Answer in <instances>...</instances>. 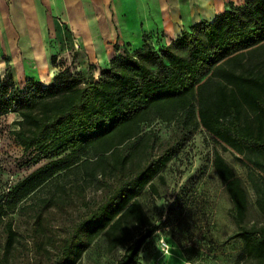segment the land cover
Wrapping results in <instances>:
<instances>
[{"label": "trees", "instance_id": "1", "mask_svg": "<svg viewBox=\"0 0 264 264\" xmlns=\"http://www.w3.org/2000/svg\"><path fill=\"white\" fill-rule=\"evenodd\" d=\"M154 45L149 35L133 50L128 42L115 44L120 51L98 77L73 72L53 55L60 70L49 85L30 80L20 87L9 71L0 81V115L16 112V142L33 152V161L45 160L0 193V264H16L22 244L10 214L60 174H72L83 190L98 176L107 178L103 185L119 183L107 204L89 213L84 235L78 230L65 238L50 264H80L101 235L109 253L124 249L118 264H138L139 250L156 229L139 195L147 186L157 192L154 179L176 153L170 147L152 156L156 135L144 127L157 118L189 133L203 127L259 170L249 177L264 217V0L230 2L212 21L192 24L159 49ZM213 164L231 201L235 236L244 241L235 264H264V222L249 218L243 179L219 151ZM59 188L61 196L68 192L65 184Z\"/></svg>", "mask_w": 264, "mask_h": 264}, {"label": "rangeland", "instance_id": "2", "mask_svg": "<svg viewBox=\"0 0 264 264\" xmlns=\"http://www.w3.org/2000/svg\"><path fill=\"white\" fill-rule=\"evenodd\" d=\"M156 31L154 47L159 49L166 42V34L159 28ZM139 39L134 38L132 50L140 46ZM114 44L93 40V44L83 45L82 37L72 35L68 42L66 40V52L58 61L73 72L90 77L93 71L98 74L100 67L107 68L110 58L120 51ZM59 70L52 67L54 74ZM34 76L43 80L40 74ZM50 80L47 76L43 84H51ZM18 119L16 112L0 115V193L9 192L45 162L33 161V152H24L16 142L13 130ZM144 130H152L156 135L152 156L170 147H175L176 153L159 172L161 177L154 179L157 192L147 186L139 195L156 229L139 250L138 264H235L243 258L245 246L243 239L235 236L237 224L232 217L229 196L214 168L215 152L219 151L243 179L250 195L249 218L260 224L264 217L256 205L249 174L255 172L258 176L261 172L243 157L238 158L232 149H225L203 127L189 133L176 121L157 118L151 125H145ZM75 180L72 174L57 175L10 214L22 235V244L14 257L16 264L54 262L61 253L63 240L74 236L78 230L79 237L84 235L89 213L107 204L119 183L110 179L103 185L107 178L98 176L83 190ZM60 184L67 185L68 190L62 196ZM37 214L42 226L37 224ZM162 240L169 244L168 252L162 249ZM42 242L48 251L39 247ZM123 252L121 248L117 253H109L107 240L101 235L86 249L80 264H118Z\"/></svg>", "mask_w": 264, "mask_h": 264}, {"label": "crops", "instance_id": "3", "mask_svg": "<svg viewBox=\"0 0 264 264\" xmlns=\"http://www.w3.org/2000/svg\"><path fill=\"white\" fill-rule=\"evenodd\" d=\"M245 1L0 0V81L9 71L20 87L30 80L43 83L47 76L53 82L52 56L65 54L72 35L82 37L83 45L93 40L133 45L134 38L142 45L146 35L155 42L159 28L170 43L192 24L212 21L230 2Z\"/></svg>", "mask_w": 264, "mask_h": 264}, {"label": "built area", "instance_id": "4", "mask_svg": "<svg viewBox=\"0 0 264 264\" xmlns=\"http://www.w3.org/2000/svg\"><path fill=\"white\" fill-rule=\"evenodd\" d=\"M117 53H118V52H117ZM117 53H116V54H117ZM113 57H114V55H113L111 58H113ZM111 58H110V59H111ZM99 73H100V70H99ZM99 73H98V74H95V76L98 77ZM161 243H162V249H163L164 251L168 252V251H169V244H168L167 242H165L164 240H162Z\"/></svg>", "mask_w": 264, "mask_h": 264}]
</instances>
